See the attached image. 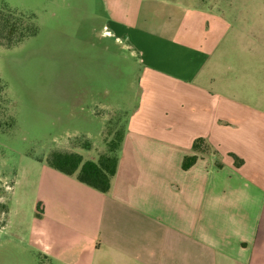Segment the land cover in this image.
<instances>
[{"label":"crops","instance_id":"crops-1","mask_svg":"<svg viewBox=\"0 0 264 264\" xmlns=\"http://www.w3.org/2000/svg\"><path fill=\"white\" fill-rule=\"evenodd\" d=\"M204 17L201 30L179 26L188 37L176 41L169 14L157 32L138 28L152 17L111 23L146 66L108 193L37 160L41 219L86 240L94 264H264V47L251 46L254 76L224 79L218 62V81L206 36L222 23ZM200 138L208 152L193 149Z\"/></svg>","mask_w":264,"mask_h":264},{"label":"rangeland","instance_id":"rangeland-1","mask_svg":"<svg viewBox=\"0 0 264 264\" xmlns=\"http://www.w3.org/2000/svg\"><path fill=\"white\" fill-rule=\"evenodd\" d=\"M0 9L38 27L13 48L0 45V264H94L86 240L41 219L37 157L66 150L97 160L139 107L146 65L111 23L133 29L138 15L152 17L138 28L157 32L158 15L169 14L176 41L188 37L179 26L198 31L206 13L217 15L211 23L222 24L205 35L206 71L219 81L222 62L224 79L252 77L251 46L264 47V0H0Z\"/></svg>","mask_w":264,"mask_h":264},{"label":"trees","instance_id":"trees-1","mask_svg":"<svg viewBox=\"0 0 264 264\" xmlns=\"http://www.w3.org/2000/svg\"><path fill=\"white\" fill-rule=\"evenodd\" d=\"M37 32L38 27L33 17L0 9L1 46L13 48L23 40L35 36ZM1 86L6 88L4 83ZM123 140L124 130L117 131L115 139L109 143L108 153L99 156L97 160H85L83 155L66 150H54L48 156L37 157V160L67 176H74L80 183L105 194L109 192L116 175ZM193 149L201 153L208 152L206 141L201 138L194 141ZM197 159L196 155L185 157L183 169H189ZM37 209L41 210V203H38Z\"/></svg>","mask_w":264,"mask_h":264}]
</instances>
